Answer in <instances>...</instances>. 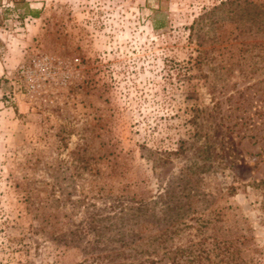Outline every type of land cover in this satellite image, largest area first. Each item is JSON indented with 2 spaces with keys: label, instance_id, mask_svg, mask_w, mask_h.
<instances>
[{
  "label": "rangeland",
  "instance_id": "1",
  "mask_svg": "<svg viewBox=\"0 0 264 264\" xmlns=\"http://www.w3.org/2000/svg\"><path fill=\"white\" fill-rule=\"evenodd\" d=\"M16 1L0 264H79L88 215L138 204L143 239L171 231L150 259L264 264V0Z\"/></svg>",
  "mask_w": 264,
  "mask_h": 264
},
{
  "label": "trees",
  "instance_id": "2",
  "mask_svg": "<svg viewBox=\"0 0 264 264\" xmlns=\"http://www.w3.org/2000/svg\"><path fill=\"white\" fill-rule=\"evenodd\" d=\"M16 3L28 9L25 0H17ZM231 3L228 2V4ZM28 13L36 17L34 11L28 9ZM138 205L132 209L131 214L125 212L118 216L89 214L86 220L87 228L82 229V233L83 236L91 234L93 240L86 242V246L83 247L84 259L79 264H158L169 255L173 256L172 263L176 264L178 251L163 253L162 257L157 260L150 259L151 255H157L158 250L163 248V244L171 231L167 227L158 231V234L143 239L142 235L150 222L148 219L144 220L145 214L141 213L143 211L142 206L141 204ZM105 207L103 210L107 209ZM149 217L151 220L155 219L153 215ZM142 221L145 222V226ZM72 240L71 238L70 242ZM138 240L139 243H135ZM143 255H147V258L140 259Z\"/></svg>",
  "mask_w": 264,
  "mask_h": 264
}]
</instances>
